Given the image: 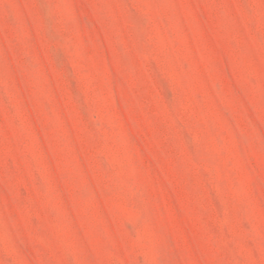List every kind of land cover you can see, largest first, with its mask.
Returning a JSON list of instances; mask_svg holds the SVG:
<instances>
[{
  "label": "rangeland",
  "instance_id": "374dc122",
  "mask_svg": "<svg viewBox=\"0 0 264 264\" xmlns=\"http://www.w3.org/2000/svg\"><path fill=\"white\" fill-rule=\"evenodd\" d=\"M0 264H264V0H0Z\"/></svg>",
  "mask_w": 264,
  "mask_h": 264
}]
</instances>
